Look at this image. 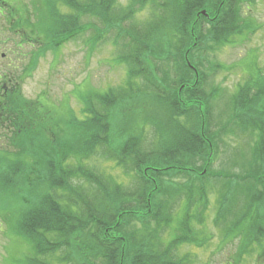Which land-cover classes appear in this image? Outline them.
I'll list each match as a JSON object with an SVG mask.
<instances>
[{"label":"trees","instance_id":"obj_1","mask_svg":"<svg viewBox=\"0 0 264 264\" xmlns=\"http://www.w3.org/2000/svg\"><path fill=\"white\" fill-rule=\"evenodd\" d=\"M252 2L44 0L32 17L19 0H0L9 33L36 45L37 61L80 39L90 57L109 41L125 72L102 91L77 85L78 112L64 97L57 109L28 102L17 86L0 97V209L24 264H213L231 245L223 264H264V70L253 65L259 80L233 95L234 132H214L202 71L210 54L255 30L240 15ZM235 129L256 136L258 168L244 178L210 176L228 178L211 202L206 167L219 135ZM209 205L220 236L205 258L195 252L214 241Z\"/></svg>","mask_w":264,"mask_h":264},{"label":"rangeland","instance_id":"obj_2","mask_svg":"<svg viewBox=\"0 0 264 264\" xmlns=\"http://www.w3.org/2000/svg\"><path fill=\"white\" fill-rule=\"evenodd\" d=\"M36 1L44 0H19L21 14L35 15L34 4ZM127 1L119 0V3L125 5ZM63 11L70 12L66 8ZM240 15H243L242 19L250 23L255 30L250 34L244 32L241 37L236 39L235 43L224 45L220 51L210 54L208 59L212 63L208 62L207 64L206 62L202 68L204 74L209 75V79L205 83V90L211 97L207 108L210 112L209 120L214 132L222 130L224 127V132L230 129L234 132L231 121L233 95L251 77L254 78L252 83L259 80L253 65L256 66L257 72L264 70V0H253L251 4H242ZM88 36L86 35V37ZM14 40L18 44L19 39L9 33L3 18H0V74L8 73L15 74V76L21 74L22 80L18 82L17 88L28 102L41 99L44 106L51 103L57 109L64 97L67 98L69 107L78 112L79 104L72 94L77 85L83 91L86 89L102 91L107 87L117 86L124 80L125 72L122 66L112 62L114 47L109 41L100 42L90 57L87 53L88 46H85L80 39L63 46L56 55L46 53L37 61L38 49L36 45L23 41L17 46L13 44ZM116 54L117 50L115 49ZM2 55L3 57H1ZM31 61H36V64L29 70ZM212 65H217V68L213 69ZM235 131L233 135L220 133L213 150L212 156H214L206 167L211 202L214 201L216 193L221 189L223 192L228 190V178L221 180L212 179L210 176L222 174L227 177L244 178L258 168L252 156L256 136L250 135L249 132L240 131L241 133H239L238 129ZM95 163L106 173L111 172L109 163ZM202 166V162H197L196 167ZM119 172L118 170L111 173L118 176L119 181L128 184L127 180L120 177ZM240 188L245 189L248 186L243 183L237 189ZM18 207L17 204H11L9 207V210H15L16 217L19 211ZM213 210V207L209 205L205 214L207 219L205 229L207 235L212 236L213 244L206 250V254L195 252L198 256L203 255L205 258H207L208 252L216 250L218 241L216 239L220 236L219 231L214 229L211 224L214 216ZM6 213L5 210L0 209V264H24L25 251L22 242L12 232L7 231V224L4 220ZM183 251L193 250L184 247L180 249V252ZM233 251H235V246L231 245L223 252L217 253L215 257L213 256V264H223L224 257L228 253L232 254Z\"/></svg>","mask_w":264,"mask_h":264},{"label":"flooded vegetation","instance_id":"obj_3","mask_svg":"<svg viewBox=\"0 0 264 264\" xmlns=\"http://www.w3.org/2000/svg\"><path fill=\"white\" fill-rule=\"evenodd\" d=\"M21 76V74L16 76L7 73L0 74V97L4 96L7 93L9 86H11L12 88H14V86H17V83L22 80Z\"/></svg>","mask_w":264,"mask_h":264},{"label":"water","instance_id":"obj_4","mask_svg":"<svg viewBox=\"0 0 264 264\" xmlns=\"http://www.w3.org/2000/svg\"><path fill=\"white\" fill-rule=\"evenodd\" d=\"M202 15H205V13H204V12H202Z\"/></svg>","mask_w":264,"mask_h":264}]
</instances>
